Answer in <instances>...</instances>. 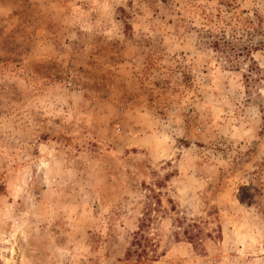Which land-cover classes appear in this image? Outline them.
Listing matches in <instances>:
<instances>
[{
  "label": "rangeland",
  "instance_id": "374dc122",
  "mask_svg": "<svg viewBox=\"0 0 264 264\" xmlns=\"http://www.w3.org/2000/svg\"><path fill=\"white\" fill-rule=\"evenodd\" d=\"M0 264H264V0H0Z\"/></svg>",
  "mask_w": 264,
  "mask_h": 264
}]
</instances>
